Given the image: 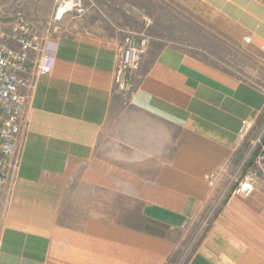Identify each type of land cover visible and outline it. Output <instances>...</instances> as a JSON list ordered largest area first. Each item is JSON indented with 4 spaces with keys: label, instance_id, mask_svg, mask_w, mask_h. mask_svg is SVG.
<instances>
[{
    "label": "crops",
    "instance_id": "0c3cea01",
    "mask_svg": "<svg viewBox=\"0 0 264 264\" xmlns=\"http://www.w3.org/2000/svg\"><path fill=\"white\" fill-rule=\"evenodd\" d=\"M227 1L238 41L264 54V0ZM41 3L30 17L52 20ZM71 29L51 37L55 67L27 91L0 264H170L179 231L209 216L264 132V88L178 43L152 44L124 81L122 41L87 18ZM255 168L252 158L245 170ZM210 221L186 264H264V171Z\"/></svg>",
    "mask_w": 264,
    "mask_h": 264
},
{
    "label": "rangeland",
    "instance_id": "374dc122",
    "mask_svg": "<svg viewBox=\"0 0 264 264\" xmlns=\"http://www.w3.org/2000/svg\"><path fill=\"white\" fill-rule=\"evenodd\" d=\"M228 2L227 0H83L82 13H68L62 19H56L59 1L42 0L43 11L55 10L51 20L49 14H43L41 18L35 19L30 17L37 9V0H0V21L9 26L10 22L20 15L34 24L42 34L51 38L71 35L73 33L71 27L87 18L95 25L98 32L122 41V47L128 38L135 43L146 40L147 51L152 44L154 49L165 43L183 44L191 53L264 88V54L254 53L251 47L241 45L238 41L241 40L238 24L221 12ZM39 55L40 53H35L32 59L38 60ZM258 123L257 127L254 123L250 133L255 127V131H259L264 126V114L261 115ZM19 162L20 141L7 181L0 191V233L10 201L9 184L17 174ZM210 222L204 219L191 228H183L179 231L181 248L170 260V264L187 263Z\"/></svg>",
    "mask_w": 264,
    "mask_h": 264
},
{
    "label": "built area",
    "instance_id": "2783aa9c",
    "mask_svg": "<svg viewBox=\"0 0 264 264\" xmlns=\"http://www.w3.org/2000/svg\"><path fill=\"white\" fill-rule=\"evenodd\" d=\"M56 19H62L68 13H82L83 0H58ZM50 36L42 34L39 29L24 17L18 15L9 26L0 21V191L7 181L10 168L16 156L20 134L25 125L24 113L27 102L26 91L34 85L39 74H51L56 56L49 46ZM252 40L250 36L245 42ZM146 40L135 43L127 39L121 48L119 73L124 81L130 80L147 53ZM33 53H40L32 65ZM126 72L124 77L121 76ZM255 121L248 120L239 135V142H244ZM264 132L248 151L247 157L233 172L224 189L215 201L214 208L205 221L209 222L225 200L240 195L250 197L259 181V170L264 171ZM254 158L255 169L246 171L249 160ZM223 175V168L207 174L211 186L217 184Z\"/></svg>",
    "mask_w": 264,
    "mask_h": 264
}]
</instances>
